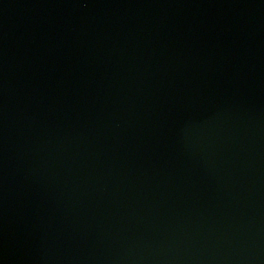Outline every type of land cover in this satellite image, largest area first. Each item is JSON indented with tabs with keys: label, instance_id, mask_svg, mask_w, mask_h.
<instances>
[{
	"label": "water",
	"instance_id": "water-1",
	"mask_svg": "<svg viewBox=\"0 0 264 264\" xmlns=\"http://www.w3.org/2000/svg\"><path fill=\"white\" fill-rule=\"evenodd\" d=\"M0 264H264V0H0Z\"/></svg>",
	"mask_w": 264,
	"mask_h": 264
}]
</instances>
